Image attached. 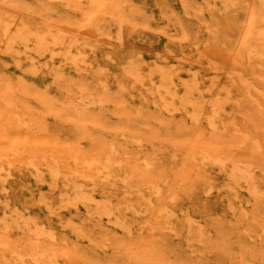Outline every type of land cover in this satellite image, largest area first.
I'll return each instance as SVG.
<instances>
[{
    "label": "rangeland",
    "instance_id": "obj_1",
    "mask_svg": "<svg viewBox=\"0 0 264 264\" xmlns=\"http://www.w3.org/2000/svg\"><path fill=\"white\" fill-rule=\"evenodd\" d=\"M0 264H264V0H0Z\"/></svg>",
    "mask_w": 264,
    "mask_h": 264
},
{
    "label": "bare ground",
    "instance_id": "obj_2",
    "mask_svg": "<svg viewBox=\"0 0 264 264\" xmlns=\"http://www.w3.org/2000/svg\"><path fill=\"white\" fill-rule=\"evenodd\" d=\"M100 2V1H99ZM110 3V2H109ZM21 30V29H20ZM22 31V30H21ZM26 30H24V32H25ZM5 35H6V37H7V45L6 46H8V48L7 49H10V48H12V44L13 43H15V42H25V41H27L28 40V38L26 37V35L23 33V32H17L16 34H6L5 33ZM29 35V34H28ZM53 40V39H52ZM46 45L43 43V44H40L39 46H37L35 49H36V51H38V52H42V51H44V50H46ZM10 51V50H9ZM13 55V54H12ZM163 82V81H162ZM168 84H169V79L167 80V75H165L164 76V82H163V85H164V87L166 88L167 86H168ZM169 88V87H168ZM168 88H166V89H168ZM194 90H196V89H194ZM198 106V105H197ZM2 113V112H1ZM115 163V162H114ZM108 166V165H107ZM110 167V166H109ZM239 167V166H238ZM237 167V168H238ZM241 168V167H240ZM105 169V168H104ZM245 169V168H244ZM243 170V169H242ZM107 171V170H106ZM245 175V174H244ZM233 178H235L236 177V174H232L231 175ZM231 177V178H232ZM238 177V176H237ZM238 179V178H237ZM80 193H82V192H78V193H76V194H80ZM80 195H83V194H80ZM85 195V194H84ZM88 200H89V198H88ZM107 207V206H106ZM115 208V207H114ZM110 211V210H109ZM21 219V218H20ZM20 222V224L21 225H26V223L24 222V221H19ZM15 223L16 222H13L12 223V227L13 226H16L15 225ZM20 225V226H21ZM7 226V225H6ZM10 226V225H9ZM10 226V227H11ZM11 227V228H12ZM39 227V226H38ZM25 228V227H24ZM41 228V227H40ZM7 229V228H6ZM9 229V228H8ZM13 230V229H12ZM43 230V229H42ZM11 232V231H10ZM37 233V232H36ZM43 233V232H42ZM45 234H46V232H45ZM33 235V234H32ZM36 235V234H35ZM44 235V234H43ZM38 236V235H37ZM42 236V235H41ZM40 236V237H41ZM38 239V238H37ZM36 251H37V249H36ZM40 255V254H39ZM39 255H38V257H39ZM33 258V257H32ZM47 258V257H46ZM18 260V259H17Z\"/></svg>",
    "mask_w": 264,
    "mask_h": 264
}]
</instances>
